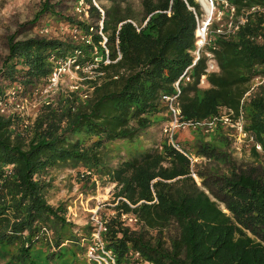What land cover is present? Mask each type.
<instances>
[{
    "label": "trees",
    "instance_id": "trees-1",
    "mask_svg": "<svg viewBox=\"0 0 264 264\" xmlns=\"http://www.w3.org/2000/svg\"><path fill=\"white\" fill-rule=\"evenodd\" d=\"M212 1L222 16L207 25L200 48L198 0H141L142 22L115 9L102 8L101 15L86 0L87 12L102 20L101 26L63 17L43 2L34 23L47 13L75 31L24 39L8 34L0 101L31 96L48 82L57 61L74 59L81 80L73 90H60L55 100L42 99L32 119L13 109L0 113V264H38L63 247L84 249L80 239L89 238L91 226L75 232L66 203H49L52 174L65 168L85 181L115 183L116 212L104 220L101 239L119 263L264 264V175L255 166L223 158L228 166L222 172H202L191 150L177 140L179 130L173 143L166 136L124 158L110 146L151 139L168 120L160 113L168 111L161 96L178 88L182 120L206 123L222 107L234 116L241 113L254 142L252 155L259 158L256 144L264 152V84L253 86L264 78V14L251 10L262 8L264 0ZM207 53L217 70L207 71ZM202 76L207 87H200ZM194 129L196 134L213 130L206 124ZM194 149V156H225L211 143ZM81 171L89 174L80 177ZM122 215L139 228L132 229ZM170 223L177 232L165 239ZM42 227L50 230V239Z\"/></svg>",
    "mask_w": 264,
    "mask_h": 264
},
{
    "label": "rangeland",
    "instance_id": "rangeland-1",
    "mask_svg": "<svg viewBox=\"0 0 264 264\" xmlns=\"http://www.w3.org/2000/svg\"><path fill=\"white\" fill-rule=\"evenodd\" d=\"M47 2L50 4L55 12H59L63 17H76L77 19H86L93 24L101 26L102 20L98 19L95 15H90L87 12L89 3L86 0H0V64L4 56L6 55L5 40L8 34H15L16 37L24 39V37L34 35H46V36H60L63 37L66 33H72L75 28L65 22L60 16H53L47 13H43L37 22H33L34 15L42 7V3ZM91 3L96 5L101 15L105 10L112 11V9L118 10L121 15H130L135 18L137 22L143 21V11L141 0H91ZM214 5V4H213ZM211 6V4H210ZM101 7V8H100ZM212 13L211 19L207 21L204 8L202 7V17L199 19L198 25H207L213 20H219L222 16V11L218 10L215 6H211ZM232 11V9H231ZM230 11V12H231ZM232 15L228 18L231 20ZM222 24V23H220ZM231 23H227V27L230 28ZM198 28V27H197ZM196 28V30H197ZM195 30V32H196ZM196 37L197 32H196ZM205 41V40H204ZM198 44V41H196ZM207 55H211L207 53ZM211 57V56H210ZM81 80L76 67L70 70H66L58 77L55 85L46 83L40 87H37L31 96H27L24 99H12L8 98L7 105L9 109L18 111V113L25 118V120L32 119L37 113L38 107L42 103V99L47 98L55 100L60 90H73L74 85L79 84ZM261 79L257 78L254 81V85L260 84ZM264 84V83H263ZM207 87L206 80L204 83H200V87ZM9 93V91L7 92ZM18 103L19 108H14ZM160 113L165 118L170 117V113L166 110H162ZM236 117H231V122L234 123ZM242 126L244 125V119H242ZM166 121L157 126L153 131L151 139H148V135L142 136L139 140H135L131 143L125 142H112L110 146L115 148V154L124 158L134 153L135 150L142 149L144 147L154 146V142L157 139L166 137L163 131V127ZM244 127V126H243ZM192 128L186 130H179L176 134L177 140L180 144L186 145L191 150V159L199 167L202 172L208 169L213 170L216 173L222 172L228 163L224 162L223 158L227 161L233 162L237 166L246 168L254 167L258 170V173L264 175V152L260 147L258 150L259 158H254L252 155L251 147L254 142L248 140L247 137L239 135L237 129L230 125H227L220 121L217 127L212 131L204 132L203 134H196ZM176 140V138H175ZM157 142V141H156ZM211 143L218 151L225 154L221 156V159H208L206 156H194L195 149L201 143ZM117 158L113 159V163H116ZM54 177L53 185L49 203L57 205L61 202L66 203V216L74 226V231L81 234L85 231L87 225L93 229L91 217L97 216L102 220L108 219L111 215L115 214L113 210L116 202L115 200V183L104 181L105 178L98 179L93 177L89 180L79 179L75 176V171L70 169H61L56 174H52ZM194 175L198 184H200L199 178ZM222 206V203L220 204ZM224 207V206H222ZM128 215H122L121 219L127 221L131 225L132 229L137 230L139 226H136L130 222ZM177 232L176 224L170 223V225L164 231V238L174 236ZM38 264H88L85 259V249L81 250L78 247L72 245L71 247H63V249L56 253L51 261L37 259Z\"/></svg>",
    "mask_w": 264,
    "mask_h": 264
},
{
    "label": "built area",
    "instance_id": "built-area-1",
    "mask_svg": "<svg viewBox=\"0 0 264 264\" xmlns=\"http://www.w3.org/2000/svg\"><path fill=\"white\" fill-rule=\"evenodd\" d=\"M251 10H259L264 14V6L262 8L259 7H252ZM244 19H241V22H243ZM199 27V25H197ZM201 31L204 33L206 31V25H202L200 27ZM206 37V34H205ZM205 37L203 36V39L205 40ZM204 44L203 42H200L197 45V48H200ZM209 59L207 61L208 67L207 71H215L217 70L216 63H214L212 56L208 55ZM211 56V57H210ZM74 62V59H67L65 62L57 61V65L51 74V76L48 79L49 84L55 85V83L58 80V77L63 74L66 70H70L76 67V70L78 69L77 65H74L72 67V64ZM205 79H203V76L201 77V82L204 83ZM261 83H264V78H261ZM177 85V84H176ZM77 85H74V88H76ZM179 92L177 88V93ZM177 93L173 95H162V100L167 104L168 112H170V117L166 121L164 125V133L166 134L168 141L173 143V134L177 130H186L189 128H197V126H201L202 124H206L207 127L212 130L215 125V123L219 120L223 123L230 125L232 127H235L242 137H247L248 140L252 141V136L250 137L247 132H245L244 127L242 126V114L239 113L238 115L234 116L235 112L232 110L222 107L220 108V113L218 116L213 117L206 123H194L190 120H182L181 112H179V109L177 107ZM13 99V97H12ZM14 108H19L18 103H14ZM10 112V109L8 108V105L6 102L0 101V113L7 114ZM231 117H236V120L234 123L231 122ZM255 147L259 149L261 146L259 144H256ZM89 174L87 171H81L79 173L80 177H85ZM92 219V226L93 229L89 235L88 239H84L83 237L80 239V243L84 246L85 249V259L87 260L88 264H125V263H119L117 261V258L115 257V254L112 250H109L105 247V243L101 239V232L105 231L106 227L104 226V220L97 217L96 215L91 217ZM131 220V218H129ZM42 234L46 237V239H50V230L48 228L42 227ZM65 243V242H64ZM130 254L133 255L136 259H139V254L137 252H131ZM127 264H138L137 261L135 262H128ZM147 264V262H145Z\"/></svg>",
    "mask_w": 264,
    "mask_h": 264
},
{
    "label": "bare ground",
    "instance_id": "bare-ground-1",
    "mask_svg": "<svg viewBox=\"0 0 264 264\" xmlns=\"http://www.w3.org/2000/svg\"><path fill=\"white\" fill-rule=\"evenodd\" d=\"M203 3H204V9L206 10L205 15L207 18H209V14L211 15V13H212V8L210 6V2L208 0H203ZM200 27L201 26L199 25V27L196 30L197 36H198V39H197L198 43L204 41L203 36L205 37V34H206V32L203 33L201 31Z\"/></svg>",
    "mask_w": 264,
    "mask_h": 264
},
{
    "label": "water",
    "instance_id": "water-1",
    "mask_svg": "<svg viewBox=\"0 0 264 264\" xmlns=\"http://www.w3.org/2000/svg\"><path fill=\"white\" fill-rule=\"evenodd\" d=\"M208 1L210 2L211 6H214L212 0H208ZM198 2L200 3L201 7L204 8L203 0H198ZM204 11H206V10L204 9ZM210 19H211V15L209 14V18L207 19V21H209ZM197 52H198V51H197Z\"/></svg>",
    "mask_w": 264,
    "mask_h": 264
}]
</instances>
